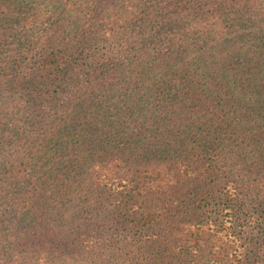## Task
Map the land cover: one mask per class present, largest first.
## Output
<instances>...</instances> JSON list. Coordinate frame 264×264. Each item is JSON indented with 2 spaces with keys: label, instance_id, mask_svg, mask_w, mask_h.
Masks as SVG:
<instances>
[{
  "label": "trees",
  "instance_id": "16d2710c",
  "mask_svg": "<svg viewBox=\"0 0 264 264\" xmlns=\"http://www.w3.org/2000/svg\"><path fill=\"white\" fill-rule=\"evenodd\" d=\"M0 264H264V0H0Z\"/></svg>",
  "mask_w": 264,
  "mask_h": 264
}]
</instances>
